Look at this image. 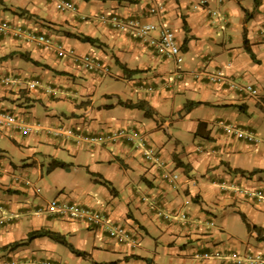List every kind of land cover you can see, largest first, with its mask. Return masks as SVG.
I'll use <instances>...</instances> for the list:
<instances>
[{"label":"crops","instance_id":"0c3cea01","mask_svg":"<svg viewBox=\"0 0 264 264\" xmlns=\"http://www.w3.org/2000/svg\"><path fill=\"white\" fill-rule=\"evenodd\" d=\"M70 1L73 13H59L46 0H0V20L51 40L44 47L0 36V108L30 128L27 135L0 131V261L11 256L20 264H65L57 243L26 240L28 232L45 228L86 253L69 252L78 263L234 264L227 257L233 250L259 255L264 264V174L251 173L264 170V0ZM153 4L161 7L159 15L147 14ZM112 14L172 29L183 52L179 69L99 18ZM244 36L255 60L244 50ZM54 44L95 56L107 73L59 58ZM201 71L254 85L259 96L201 79ZM6 76L9 84L1 82ZM110 79L127 86L106 91ZM139 101L148 106L147 115L122 104ZM184 101L203 104L183 114ZM198 123L208 140L194 136ZM120 128L137 131L156 148L160 165L146 163L130 143L92 145L76 138L77 130L83 135ZM243 128L254 142L234 137ZM51 161L64 167L46 171ZM164 171L177 175L173 184L162 179ZM55 198L126 226L137 245L116 244L101 228L47 212ZM245 223L258 229L248 231ZM200 252L220 254L202 260Z\"/></svg>","mask_w":264,"mask_h":264},{"label":"built area","instance_id":"2783aa9c","mask_svg":"<svg viewBox=\"0 0 264 264\" xmlns=\"http://www.w3.org/2000/svg\"><path fill=\"white\" fill-rule=\"evenodd\" d=\"M47 1L52 4L54 9L58 12H74L76 10L74 3L69 0ZM146 12L152 16L159 15L161 13V7L157 4H153L146 9ZM99 18L101 21L109 23L114 29L130 32L134 37L146 43L157 56L171 59L176 67L182 62L183 54L176 43L174 32L169 27H157L151 23L141 24L133 17L123 18L113 14L108 16L101 15ZM7 34H12L19 38L23 37L27 41H33L44 46L49 44V40L43 34H35L32 31L22 29L20 25L0 20V35ZM54 49L58 57H69L86 71L97 74H106L107 72L106 66L90 54H77L73 50L65 49L61 45H55ZM199 75L211 83L227 86L242 95L254 98L258 96L257 89L252 85L235 82L220 73H208L203 71L199 73ZM1 82L3 84H9L11 81L9 77H4ZM30 87L34 88L35 83H32ZM0 130H15L23 135L29 134L30 132V128L26 126L17 114L1 109ZM67 134L72 135V132L67 131ZM234 135L238 139H245L247 141L253 140L252 134L245 129L234 130ZM76 138L90 144L130 143L140 149L141 156L146 163L160 165L158 151L152 145L146 143L140 134L134 130L119 129L86 136L77 133ZM162 178L171 184L177 179V175L173 172L164 171L162 173ZM253 194L256 198H260L262 192L256 190ZM47 211L61 217H66L72 221H81L89 226L101 228V230H103L116 244L130 248L137 245V239L129 228L109 222L103 214L93 211L86 206L68 201L52 200L47 204ZM219 254V252H200L196 253V256L205 260L218 257ZM227 257L234 264H262V259L259 255H255V258H252L248 255H240L235 251L229 250L227 252ZM7 264H18V262L16 260H11ZM42 264L48 263L45 262Z\"/></svg>","mask_w":264,"mask_h":264},{"label":"trees","instance_id":"16d2710c","mask_svg":"<svg viewBox=\"0 0 264 264\" xmlns=\"http://www.w3.org/2000/svg\"><path fill=\"white\" fill-rule=\"evenodd\" d=\"M253 2L255 3V0H253ZM248 18H249V15H248V13L245 12L244 13V21H247ZM183 26H184V29H185V24H183ZM80 40H82L84 42H93L94 41L93 39L86 38V37H81ZM243 44H244V50H245V52L250 56V58L252 60H255L253 53L251 52L250 48L247 45V41L245 40V36H244V39H243ZM23 59L25 61L31 62L34 65L38 64V63L32 61L31 59H29L25 55H24ZM122 104L125 107H128V108L141 110V111L144 112L145 115H147L148 112H149L148 106L143 101H139V102H136V103H122ZM202 104H203L202 102L186 101L183 104L182 110L184 111V113H188L193 108H195V107H197L199 105H202ZM202 125H203L202 123H198L197 129L194 132V136H200L201 138L208 140V138H209L208 136H206V135L204 136V135H201L199 133V129L201 128ZM63 167H64V164L62 162L51 161L49 163V165L47 166L46 171H50V170L55 169V168H63ZM256 172H259V173H263L264 174V170H254L251 173H256ZM241 218L245 221L243 215H241ZM245 224H246V229L248 231L257 230L258 229L255 225H249L247 223H245ZM120 226H123V225H120ZM36 238H47V239H49V240H51V241H53V242H55L57 244H60V245L64 246L70 253H72L73 255H75L77 257H84V256H86V253L85 252H82V251H79V250L75 249L72 246V244L69 243L65 239V237L63 235H61L60 233H58V232H54V231H51V230L45 229V228H39V229L32 230V231L28 232L27 235H26V240L27 241H31V240L36 239ZM17 246H18L17 244L13 245V247H17Z\"/></svg>","mask_w":264,"mask_h":264},{"label":"clouds","instance_id":"9594fccd","mask_svg":"<svg viewBox=\"0 0 264 264\" xmlns=\"http://www.w3.org/2000/svg\"><path fill=\"white\" fill-rule=\"evenodd\" d=\"M47 1V0H46ZM70 1V0H69ZM48 2V1H47ZM72 2V1H71ZM49 3V2H48ZM73 3V2H72ZM50 4V3H49ZM50 5H52V4H50ZM75 5V4H74ZM52 7H53V5H52ZM54 8V7H53ZM75 8H76V6H75ZM76 11V10H75ZM74 11V12H75ZM58 12V11H57ZM59 13H64V12H59ZM71 13V12H70ZM73 13V12H72ZM154 16V15H153ZM4 21H7V20H4ZM7 22H9V23H12V24H16V25H20L21 27H22V29H24V30H26V31H32V32H34L35 34H43L48 40H49V44L46 46H44V47H49L50 46V44H51V40H50V38L45 34V33H43V32H40V31H38V30H36V29H32V28H27L26 26H24V24H17V23H13V22H10V21H7ZM141 24H145V23H141ZM152 24V23H151ZM155 26H157V25H155ZM162 26V25H161ZM157 27H159V26H157ZM172 30V29H171ZM7 35H11V36H13L12 34H7ZM7 35H0V36H7ZM174 36H175V34H174ZM13 37H15V38H17V39H21V40H24V41H26V42H33V41H27V40H25L23 37H21V38H19V37H16V36H13ZM138 39V38H137ZM140 40V39H139ZM175 40H176V38H175ZM143 42V41H142ZM33 43H35V42H33ZM144 43V42H143ZM177 43V42H176ZM37 44V43H36ZM146 44V43H145ZM178 44V43H177ZM39 45H41V44H39ZM55 45H60V44H54L53 46L55 47ZM147 45V44H146ZM62 46V45H61ZM148 46V45H147ZM178 46H179V48H180V45L178 44ZM62 47H64V46H62ZM149 47V46H148ZM65 49H68V48H66V47H64ZM72 50V49H71ZM180 50H181V48H180ZM54 51H55V49H54ZM153 51V50H152ZM182 52V51H181ZM56 53V52H55ZM76 53V52H75ZM78 54V53H77ZM88 54V53H87ZM155 54V53H154ZM182 54H183V52H182ZM57 55V54H56ZM91 55V54H90ZM156 55V54H155ZM93 56V55H92ZM95 57V56H94ZM59 58H61V57H59ZM63 58H69V57H63ZM162 58V57H161ZM71 59V58H70ZM98 59V58H97ZM166 59V58H165ZM72 60V59H71ZM99 60V59H98ZM171 60V59H170ZM173 62V61H172ZM182 62H183V60H182ZM75 63V62H74ZM77 64V63H76ZM104 64V63H103ZM78 65V64H77ZM79 66V65H78ZM106 66V65H105ZM175 66V65H174ZM180 66V65H179ZM179 66L178 67H176L175 66V68H176V70L177 69H179ZM81 67V66H80ZM82 68V67H81ZM83 69V68H82ZM106 69H107V67H106ZM84 70V69H83ZM86 71V70H85ZM107 71H108V69H107ZM89 72V71H88ZM201 72H203V71H201ZM201 72H199V73H201ZM204 72H206V71H204ZM91 73H93V72H91ZM107 73V72H106ZM199 73H198V75H199ZM208 73H212V72H208ZM213 73H219V72H213ZM96 75H97V73H95ZM221 74V73H220ZM98 75H102V74H98ZM104 75V74H103ZM222 75V74H221ZM224 76V75H223ZM6 77H8V76H6ZM199 77L201 78V79H205V78H203V77H201L200 75H199ZM226 77V76H225ZM4 77H2L1 78V80L3 79ZM228 78V77H227ZM231 79V78H230ZM207 80V79H206ZM233 80V79H232ZM208 81V80H207ZM235 81V80H234ZM235 82H237V81H235ZM238 83H240V82H238ZM214 84V83H213ZM242 84H244V83H242ZM246 84H248V83H246ZM215 85H217V84H215ZM251 85V84H250ZM218 86H224V85H218ZM253 87H255L254 85H252ZM227 87V86H226ZM228 89H230L229 87H227ZM256 88V87H255ZM257 89V88H256ZM149 90H151V88H149ZM230 90H232V89H230ZM232 91H234V90H232ZM257 91H258V89H257ZM235 93H237V94H239V95H242V94H240V93H238V92H236V91H234ZM243 96H247V95H243ZM258 96H259V93H258ZM257 96V97H258ZM248 97H250V96H248ZM257 97H255V98H257ZM252 98H254V97H252ZM1 109V108H0ZM1 110H4V109H1ZM4 111H8V110H4ZM9 112H11V111H9ZM11 113H13V112H11ZM14 114H16V113H14ZM120 129H125V128H120ZM248 130V129H246V128H243V129H237V130ZM116 130H119V129H116ZM125 130H131V129H128V128H126ZM0 131H5V130H0ZM7 131H9V130H7ZM15 131V130H14ZM109 131H115V130H108V131H97V132H94V133H83V136H86V135H93V134H98V133H101V132H109ZM251 134H252V141H247V140H245V139H238V138H236V136L234 135V137L236 138V139H238V140H243V141H247V142H254L255 140H254V135H253V133L250 131V130H248ZM77 133H80L81 131H79V130H77L76 131ZM76 133V134H77ZM233 134H234V132H232ZM85 134V135H84ZM23 135V134H22ZM27 135V134H26ZM122 143H125V142H122ZM147 143V142H146ZM106 144V143H105ZM92 145H101V144H92ZM150 145V144H149ZM156 149V148H155ZM140 150V149H139ZM157 150V149H156ZM141 154V153H140ZM142 157V156H141ZM144 160V159H143ZM145 161V160H144ZM0 169H1V167H0ZM163 179V178H162ZM164 180V179H163ZM176 181V180H175ZM167 182V181H166ZM168 183V182H167ZM170 184V183H169ZM171 184H173V183H171ZM256 191V190H255ZM36 192H38V190H36ZM52 200H56V198L55 199H52ZM52 200H50V201H52ZM49 201V202H50ZM59 201V200H58ZM48 202V203H49ZM68 202H71V201H68ZM47 203V204H48ZM73 203V202H72ZM47 204H46V210H47ZM80 205V204H79ZM47 212H49V211H47ZM50 213V212H49ZM51 214H53V213H51ZM53 215H56V214H53ZM58 216V215H57ZM59 217H61V216H59ZM66 218V217H65ZM72 221V220H71ZM211 222V221H210ZM210 224H212V223H210ZM136 238V237H135ZM11 250V249H10ZM10 250H8V251H10ZM229 251V250H228ZM227 251V252H228ZM231 251H233V250H231ZM236 252V251H235ZM209 253H213V252H209ZM6 259L2 262V264H7L9 261H11V260H15V258H13V257H11V256H7V257H5ZM215 258V257H214ZM211 259V258H210ZM202 260H204V259H202ZM205 260H208V259H205ZM1 262V261H0ZM18 262V261H17ZM43 262H41L40 264H42ZM45 263V262H44ZM47 263V262H46ZM18 264H20V263H18Z\"/></svg>","mask_w":264,"mask_h":264},{"label":"rangeland","instance_id":"374dc122","mask_svg":"<svg viewBox=\"0 0 264 264\" xmlns=\"http://www.w3.org/2000/svg\"><path fill=\"white\" fill-rule=\"evenodd\" d=\"M177 42V41H176ZM172 61V60H171ZM182 64V62L180 63V65ZM243 82V81H242ZM241 82V83H242ZM107 84H106V91H110V92H114V91H116V89H118V90H123L127 85L126 84H123V83H118V82H116L114 79H110V80H108L107 82H106ZM244 84H246V82H243ZM168 103H169V101H168ZM185 103V101L182 103V106H181V109H180V111L183 113V114H185L184 113V111L182 110V108H183V104ZM259 111V110H258ZM260 112V111H259ZM5 131H7V130H5ZM261 133H263V131L261 132ZM261 136V135H260ZM259 138H261V137H259ZM258 138V139H259ZM1 144H5L4 143V141L1 143ZM37 186V188L40 190V193H44V191H43V188H42V186L40 185V184H37L36 185ZM38 190V191H39ZM47 198H50V196L49 197H47ZM83 231H87V229H85V230H83ZM58 246H59V249H60V251H58V253H59V256L61 257V258H63L62 260H64V262H65V264H89V262H87V261H85V260H81L80 261V263H78L76 260L77 259H71V258H69L67 255L69 254V251L64 247V246H62V245H60V244H58ZM70 255V254H69ZM66 256V257H65ZM87 256V255H86ZM0 264H2V262H0Z\"/></svg>","mask_w":264,"mask_h":264}]
</instances>
